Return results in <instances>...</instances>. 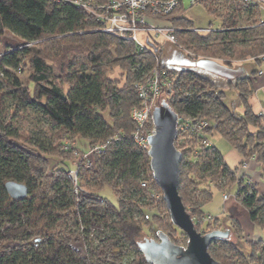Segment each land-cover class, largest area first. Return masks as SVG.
Segmentation results:
<instances>
[{"label": "trees", "instance_id": "16d2710c", "mask_svg": "<svg viewBox=\"0 0 264 264\" xmlns=\"http://www.w3.org/2000/svg\"><path fill=\"white\" fill-rule=\"evenodd\" d=\"M197 2L203 3L212 16L222 15L216 11L218 0ZM222 2L231 10L222 18L218 29L207 33L194 30L191 21L181 16L179 5L167 14L175 28L174 46L183 55L187 50L195 59H221V63L231 67L246 60L264 59L261 7L244 0ZM243 16L245 21L241 20ZM101 28L102 24L85 6L70 0H0V35L10 32L22 41L10 44V49L0 56V264H92L91 259L103 262L119 259L126 248L135 253L131 264H150L136 244L144 232L140 216L147 220L155 218L162 224L163 220L155 208L150 209L153 204L145 202L146 195L152 192L149 182L157 187L158 184L151 175L147 149L132 136L135 123L130 111L138 103L135 80L158 63L170 74L168 80L173 92H168L166 87L161 91L168 104L178 114L212 120L202 133L190 137L178 131L187 141L182 146H186L184 151L190 158L187 164L180 159L177 188L196 229L207 231L220 227L224 220L207 213L203 206L212 199L213 188L222 190L232 186L236 200L248 211L251 220L264 228V195L258 193L252 181H247L245 174L236 176L238 165L230 167L212 142H204L209 139L208 132L216 130L241 153L239 163L255 155L264 174V114H258L249 100L261 71L251 69L233 79L215 75L224 80V88H233L237 93V105L230 106L223 101L224 89L216 84L213 75L199 69L166 67L154 52L140 50L133 40ZM114 66L127 70L122 85L107 74V69ZM23 67L28 68L32 85L24 83L16 73V69ZM235 105L242 108L241 113L234 111ZM29 111H36L50 127L64 129L74 138L48 146L35 143L46 153L59 154L57 147H61L63 158L76 154L73 169L77 170V191L68 168L48 169L44 156L12 139L32 143L30 131L18 135L12 126L13 121L20 122ZM109 136L115 139L103 152L90 154L91 163L87 165L84 151L74 141L82 138L89 148ZM203 177L207 178L206 184L201 180ZM8 179L25 183L27 195L12 198L4 187ZM143 180L147 182L145 187L141 185ZM214 180L221 182L215 184ZM83 185L91 190L82 189ZM105 186L114 191L116 205L99 194ZM158 201L160 208L167 211L164 219L168 228L158 229L179 244L177 229L180 228L170 221L163 199ZM206 217L207 220L199 223L198 220ZM91 221L107 231L95 241L92 239L94 245L88 238ZM78 229L84 235L80 236ZM77 240L88 248L87 258L81 254L79 244L74 243ZM260 240L263 243L250 256L264 264V239ZM207 250L221 264L248 261V258L244 261L246 257L238 245L228 238H214Z\"/></svg>", "mask_w": 264, "mask_h": 264}, {"label": "rangeland", "instance_id": "374dc122", "mask_svg": "<svg viewBox=\"0 0 264 264\" xmlns=\"http://www.w3.org/2000/svg\"><path fill=\"white\" fill-rule=\"evenodd\" d=\"M188 2H189V0H181V4H180V11L181 12H180V14H181V16L189 19L191 21L192 27H194V28L209 27L211 29H218L219 24H222V22H221L223 20L222 18H226L227 13L231 10V9H229V8L227 9L225 7L222 0H218L219 4L216 5V11L220 12L222 15L219 17H214L210 13H208V11L206 10L203 3L196 2L192 5H189ZM228 4H226V5H228ZM261 14L264 16V10H263V12L261 11ZM164 17L165 18H163V19H157V20L153 19L154 20L153 22L160 21V23H163V22L168 23L169 22L168 17L167 16H164ZM241 20L245 21V16H243V19H241ZM236 21L238 22V19ZM20 42H22L20 38L14 36L10 32L5 31L2 35H0V56L3 52L10 49V44L20 43ZM23 45L24 44L21 43V46H23ZM152 46H153V48L157 49L154 53L157 56H159L160 59L162 58L161 60H164L165 57H169L172 50H174V49L178 50L174 46L173 43H171L167 40H164L162 38L159 39V44L152 45ZM153 51L149 50V52H153ZM143 60L145 61L146 59L143 58ZM218 60L221 61V59H218ZM233 65L235 67L241 66L244 73H248L251 69H258V70L261 69L264 72V59H261L259 61H255V60L251 59V60L243 61V63L242 62L234 63ZM129 69H130V71H133V68L131 66H129ZM148 70L143 71L141 75L147 73ZM16 73L22 79V81L24 83L32 85V82L30 80H28L29 70L27 67L16 69ZM107 74L109 77L116 80L119 85H122L125 81V76L127 75V70L126 69L124 70L123 68L118 67V66H114V67L107 69ZM209 75H211V74H209ZM213 77L216 80V84L223 87V89H224L223 101L230 106H232L234 103L237 105V100H236L237 99V93H236V91L233 88H224L225 83H224V80L222 78L216 77L215 75H213ZM5 90H8V88L5 87ZM251 98H252V96H250V98H249L250 101L252 100ZM162 99L166 100V97L164 95L160 94V96L157 98V100L155 102V105L159 104ZM257 99L259 101H261L262 104H264V92H262V90L259 91V98H257ZM10 103H11L10 99H8L7 104H9L11 106ZM235 106L233 108L234 111L236 113H241L242 108L239 106H236V107ZM253 106L255 107V103L253 104ZM10 111L11 110H9V112ZM7 117L8 116H6V119H8ZM12 124H13L12 125L13 128H15L16 133L18 135L21 134L23 131L24 132L30 131V133H31L30 139H31L32 143H34V144L25 142L24 139H19V138H12V139L15 142H17L18 144L23 145L26 149L34 151V152L39 153L42 156H44L45 159L48 161V164H49L48 169L52 170L56 166L64 167L66 169L67 168L68 169L74 168V165L76 162V154L72 153V155L68 156L69 158H63L64 153H63L61 147H57L58 153L59 154L61 153L59 155L57 153L42 152L37 147V145L35 143V142H40V143H44L45 146H48L49 144H57L61 140L64 142L68 141V140H70V141L74 140L73 137H70V133L64 132V129L63 130H57L56 128L50 127L49 123L42 117V115H40L36 111L27 112V114L23 117V119L20 122L13 121ZM207 135L209 137V140L217 147V149L222 154V156H224V159L226 160V162L229 165H231L232 167L235 166L241 157V153L235 147H233L229 143V141L224 136L219 134L216 130L213 129V130H211V132L209 131ZM175 140H176V144H175L176 147L181 152H182V150L184 151L186 146H182V145L184 143L186 144L187 141L185 139H183V137H181L180 133L177 134ZM76 142L78 144V147L81 148L80 150L86 151L88 149L87 142L84 139L78 138L74 141V144ZM250 156H252V155H250ZM250 156H247V157H250ZM189 158L190 157L188 156V153L184 151V153L182 154V158H181L183 163L187 164V162H188L187 160ZM253 162H257V160L255 159L254 161L250 162V164L247 166V168H248L247 171L249 173V174H247V178L249 181H252L254 183L255 188H256V183H255L256 181H254V178L252 176L253 174H251L252 173L251 165ZM240 163H238L237 170L235 172L236 176H240V175L245 173V172H243L241 174V171L239 169ZM254 174H255V176L258 175V171H254ZM76 175H77V171H76ZM71 179H72V177H71ZM261 179L264 180V174L263 175L261 174ZM201 180H202L203 184L204 183L206 184L207 178L203 177V179H201ZM213 182L216 184V183L221 182V181L220 180H214ZM85 187H87V186L83 185L81 188L85 189ZM149 188L154 192H157V193L161 192L162 193L159 185L157 187L155 184H153V182H149ZM85 190L88 192L91 190V188L88 187V189H85ZM234 191H235L234 186H232L230 188L227 187V188H224L222 190H220L216 187L213 188L212 200H210V201H212V203L209 206L207 204H205L203 206V208H205L206 210H213L214 209V211H220V209L222 208V205L218 202L219 192L227 193L228 196H233V198H235ZM99 194L101 195V197L103 199L107 200L109 203L114 204V205L117 204V197H116L114 191L111 189V187H109V186L103 187L101 189V191L99 192ZM145 200L144 201L146 203H149L150 205L153 204L152 205L153 207L151 206L150 209L154 210V208H155V210H157V212L159 213L158 215L163 220V224H162V221L161 222L158 221L159 223H157L155 218L151 219V217H149L148 220L144 219V217L141 215L140 217L143 218V222H144L143 231L147 232V234L142 232V235L140 236V238H138V240L143 239L146 235H152V236L156 237V231L158 228H161V229L163 228L166 230L168 229L166 226L167 219H164L165 215L167 214L166 209L164 207L160 208V206L158 205L159 201L152 195H146ZM247 217H248L249 223L256 230L257 237L252 235L249 232V230L247 231L245 226H243L241 223H239L234 218L233 219L229 218L228 220L225 219L219 228H228L230 230L227 238L230 241H233L238 245L242 254L244 255V257H246V258H244V261H246L248 258L247 264H259L260 260L259 259L257 260L256 258H252V256H250V255L253 252V250H256V252H257L259 244L263 243L260 239H264V228L256 225L251 220L248 211H247ZM207 219L201 218L199 223H201V222L203 223ZM90 226L93 227V230L89 229L91 232V235H88V238L91 241H92V239L93 240L95 238L97 239L99 235L100 236L103 235L102 234L103 232H105L107 234V231L106 230L104 231L103 226L101 224L99 225L95 221L94 222L91 221ZM255 226H256V228H255ZM150 227H151V229L149 230ZM77 233L80 234V236L84 235V233H82V230H80V229L77 230ZM177 235H178V241H179L178 243L181 245H185L186 244L185 241L187 240L186 235L180 229H177ZM89 239H88V241H90ZM94 241H92L90 244L94 245V243H95ZM74 243L79 244L81 254L84 256V258L85 257L87 258L88 257L87 249L88 248H84V246H82L83 243H80V241H78V240L75 241ZM134 257H135L134 250L126 248L124 254L119 259H114L112 261V259L109 258V259L105 260L104 262L101 259H98V260L91 259V263L92 264H94V263H96V264H131Z\"/></svg>", "mask_w": 264, "mask_h": 264}, {"label": "built area", "instance_id": "2783aa9c", "mask_svg": "<svg viewBox=\"0 0 264 264\" xmlns=\"http://www.w3.org/2000/svg\"><path fill=\"white\" fill-rule=\"evenodd\" d=\"M70 1L76 5L85 6L102 24V30L112 33L120 38L133 40L140 50H154L153 52H155L157 49L153 48L152 45L159 44V39L161 38L171 43L175 42V28L169 22H153V19L157 20L165 18L164 16H167V14L173 11V9L180 4L181 0H104L99 3H93L89 0ZM244 1L249 4L259 5L264 10V0ZM196 2L197 0H190L189 4L192 5ZM193 29L201 33H207L212 30L209 27H197ZM148 42H150V44H148ZM184 56L190 59H195V56L191 51L184 50ZM169 75L167 69L158 63L155 65L153 64L146 74L139 76L134 82V87L136 88L138 96V103L134 105L130 111L131 119L135 123L132 136L138 145L144 146L146 149L149 147L146 137L149 134H153L155 131V125L151 119V112L155 102L164 87H166L168 92H173L170 83L171 81L168 80ZM257 113L264 114V111L260 110L257 111ZM150 119L151 123L149 124L148 122ZM210 124H212L211 119L200 116L192 118L190 115L181 113L178 114L177 117V133L178 131L184 132L190 137L192 134L202 133L203 128L208 127ZM113 139H115L113 136H109L105 141L94 144L84 151L82 154L86 157V164L89 165L91 163L88 157L90 154L103 152ZM204 142L206 144L211 143L209 139H205ZM76 153L80 154L81 152ZM255 159V155H252L241 161L239 165L241 174L243 172H245L244 174L246 176L249 174L247 166ZM76 171V168L68 169V174L73 179L75 191L79 188L76 182ZM247 181L249 180L247 179ZM141 185L145 187L147 186V182L143 180ZM150 193L157 200L162 198L161 192L157 193L152 191ZM227 196V193H223L224 198ZM89 229L93 230V227L89 226ZM84 248L86 247L84 246Z\"/></svg>", "mask_w": 264, "mask_h": 264}, {"label": "water", "instance_id": "95a60500", "mask_svg": "<svg viewBox=\"0 0 264 264\" xmlns=\"http://www.w3.org/2000/svg\"><path fill=\"white\" fill-rule=\"evenodd\" d=\"M178 61L182 65L181 70L202 69L226 79H233L243 72L242 67L227 66L211 57L190 59L184 56ZM165 66L170 67L167 64ZM177 117V112L165 99L153 107L151 119L155 131L146 137L149 144L147 154L151 175L162 191L170 221L185 233L187 241L185 245L177 244L163 230L157 229L156 237L145 236L137 240L136 244L150 264H221L210 255L207 246L214 238H227L230 230H197L193 217L185 209L178 192L181 151L175 145ZM4 187L12 198L21 199L27 195V186L23 182L8 179L4 182Z\"/></svg>", "mask_w": 264, "mask_h": 264}, {"label": "crops", "instance_id": "0c3cea01", "mask_svg": "<svg viewBox=\"0 0 264 264\" xmlns=\"http://www.w3.org/2000/svg\"><path fill=\"white\" fill-rule=\"evenodd\" d=\"M190 1V0H189ZM189 3V2H188ZM181 4V2H180ZM179 4V6H180ZM190 5V4H189ZM261 11L263 12V9L261 8ZM181 12V11H180ZM261 18L264 19V16L261 14ZM221 24H219L220 26ZM261 71V74L259 75V77H257L256 82H255V87H254V91L251 94L252 96V100L250 101L251 104L255 103V107L253 106L254 110L260 111L263 110L264 111V104L261 103V101H259L257 98H259V91L262 90L263 91V85H264V72L259 69L258 72ZM224 158V156H223ZM242 158V156L240 157V159ZM240 159L238 160L237 164L239 163ZM225 160V159H224ZM226 161V160H225ZM227 163V162H226ZM228 164V163H227ZM229 165V164H228ZM235 165V166H236ZM230 167H232L231 165H229ZM233 166V167H235ZM252 173L253 174V178L254 181H256V189L259 192L260 195H264V180L261 179V167L259 165V163L257 162H253L252 165ZM254 171H258V175L255 176ZM219 200L218 202L222 205V208L220 209V211H214L213 210H206L205 211L209 214H213V216H219L221 217L223 220L225 219H236L239 223H241L243 226H245V228L247 229V231L249 230V232L254 235L255 237H257V233L256 230L254 229V227L249 223L248 217H247V211L245 210V208H243V206L236 200V198H233V196H228L226 198L223 197V193L219 192ZM212 200V199H211ZM216 200V201H217ZM212 201L207 202L206 204L209 206L211 205ZM227 216V217H226ZM256 228V226H255ZM259 236V235H258Z\"/></svg>", "mask_w": 264, "mask_h": 264}, {"label": "flooded vegetation", "instance_id": "af4514ba", "mask_svg": "<svg viewBox=\"0 0 264 264\" xmlns=\"http://www.w3.org/2000/svg\"><path fill=\"white\" fill-rule=\"evenodd\" d=\"M184 55L179 51V50H172L171 54L169 57H165L164 58V63L169 65L171 68L176 69V70H181L182 68H180L182 65L181 63L178 61L180 59H183ZM201 71H203L202 69H199ZM211 74V73H209ZM213 75V74H211ZM224 78V77H223Z\"/></svg>", "mask_w": 264, "mask_h": 264}]
</instances>
